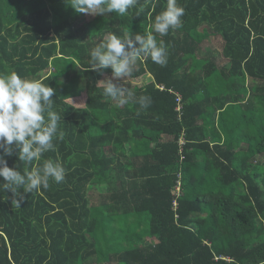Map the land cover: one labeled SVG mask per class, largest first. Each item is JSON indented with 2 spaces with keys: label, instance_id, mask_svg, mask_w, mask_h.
Wrapping results in <instances>:
<instances>
[{
  "label": "trees",
  "instance_id": "1",
  "mask_svg": "<svg viewBox=\"0 0 264 264\" xmlns=\"http://www.w3.org/2000/svg\"><path fill=\"white\" fill-rule=\"evenodd\" d=\"M177 3L182 27L160 36L167 0L90 19L66 0H0V73L52 87L62 115L63 139L29 170L51 158L66 172L21 189L19 205L0 186V264H264V0ZM128 31L168 52L166 66L141 58L113 80L150 96L147 109L103 97L112 69L88 65L108 34ZM213 38L222 52L203 58ZM5 160L23 173L15 153Z\"/></svg>",
  "mask_w": 264,
  "mask_h": 264
},
{
  "label": "clouds",
  "instance_id": "2",
  "mask_svg": "<svg viewBox=\"0 0 264 264\" xmlns=\"http://www.w3.org/2000/svg\"><path fill=\"white\" fill-rule=\"evenodd\" d=\"M76 12L91 15L115 13L125 16L129 10L138 8L139 0H66ZM142 8L137 10L140 14ZM184 8L177 0H167V8L156 15L152 28L154 33L165 36L169 30L182 27ZM138 45V46H137ZM168 52L164 42L157 41L152 33L137 34L131 38L129 31L122 37L108 34L104 40L89 52L88 65L92 70L103 73L106 68L112 69V78L98 82L101 95L114 102L116 106L136 103L147 109L151 97L135 93L113 80L132 77L137 61L141 58L166 66ZM54 89L45 86L38 80L22 78L18 73H0V186L10 191L19 202L24 199L23 193H33L41 188L47 190L50 181L57 184L65 179V168L59 160L45 159L42 166H29L39 161L45 153L55 151L54 143L63 139L64 133L59 130L62 115L54 110ZM25 165L23 173L17 167L7 166L5 157L13 154Z\"/></svg>",
  "mask_w": 264,
  "mask_h": 264
},
{
  "label": "rangeland",
  "instance_id": "3",
  "mask_svg": "<svg viewBox=\"0 0 264 264\" xmlns=\"http://www.w3.org/2000/svg\"><path fill=\"white\" fill-rule=\"evenodd\" d=\"M86 15L87 19L92 18L94 15L91 14H84ZM222 48H223V41L221 40V38H213V39H207L202 47H201V51L199 52V54L203 57V58H209L212 57L213 55L219 54L222 52ZM258 160L260 162H263L261 164V169L264 170V159L261 160V158H258ZM90 195H91V200L92 203L94 205L99 204L100 201V197L101 195H104V190L103 187L101 188H94L90 191Z\"/></svg>",
  "mask_w": 264,
  "mask_h": 264
},
{
  "label": "built area",
  "instance_id": "4",
  "mask_svg": "<svg viewBox=\"0 0 264 264\" xmlns=\"http://www.w3.org/2000/svg\"><path fill=\"white\" fill-rule=\"evenodd\" d=\"M162 89H163V87H162ZM177 102H178V104H179V106L177 107V111H180L181 110V108H182V106H181V97L179 96L178 98H177ZM181 144H184L183 142H181ZM177 190L179 191L180 190V188H177ZM177 203H175V207H177Z\"/></svg>",
  "mask_w": 264,
  "mask_h": 264
}]
</instances>
